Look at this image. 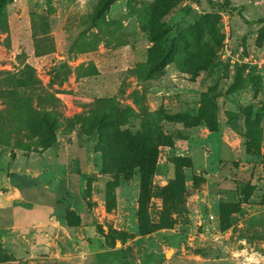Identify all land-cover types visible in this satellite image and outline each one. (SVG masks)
Segmentation results:
<instances>
[{"label": "rangeland", "instance_id": "obj_1", "mask_svg": "<svg viewBox=\"0 0 264 264\" xmlns=\"http://www.w3.org/2000/svg\"><path fill=\"white\" fill-rule=\"evenodd\" d=\"M229 1L0 0V264H264V0Z\"/></svg>", "mask_w": 264, "mask_h": 264}, {"label": "trees", "instance_id": "obj_2", "mask_svg": "<svg viewBox=\"0 0 264 264\" xmlns=\"http://www.w3.org/2000/svg\"><path fill=\"white\" fill-rule=\"evenodd\" d=\"M229 4H230L229 0H224V3H222V5H215V6H219V7L221 6L223 8H226L229 6ZM21 102H22V105L24 104L26 108V112L29 114V116H32L33 113H36L30 107L29 105L30 102L28 98H25V100ZM198 117L200 118V120H202L205 123V125L211 132L217 131L218 126H217L215 115H213L212 113H209V111L204 109L202 106H200L198 110ZM136 156L140 164L139 165L140 170L143 172H146L148 175H151L153 173L154 163L151 162V159L153 156L151 154L150 147L149 146L147 147L143 143H138L136 145Z\"/></svg>", "mask_w": 264, "mask_h": 264}]
</instances>
